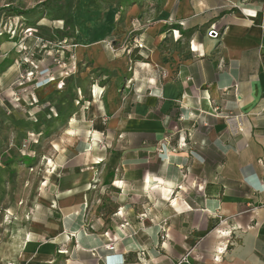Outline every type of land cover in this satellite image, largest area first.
I'll list each match as a JSON object with an SVG mask.
<instances>
[{"label": "crops", "instance_id": "obj_1", "mask_svg": "<svg viewBox=\"0 0 264 264\" xmlns=\"http://www.w3.org/2000/svg\"><path fill=\"white\" fill-rule=\"evenodd\" d=\"M80 7L58 71L68 86L36 109L37 138H61L43 141L53 177L25 264H264V0ZM14 65L0 55V90ZM31 78L17 87L46 76Z\"/></svg>", "mask_w": 264, "mask_h": 264}, {"label": "rangeland", "instance_id": "obj_2", "mask_svg": "<svg viewBox=\"0 0 264 264\" xmlns=\"http://www.w3.org/2000/svg\"><path fill=\"white\" fill-rule=\"evenodd\" d=\"M44 1L0 0V55L15 64L18 74L13 86L6 89L2 86L0 90V124L2 121L11 124L10 134L3 135L6 140L0 139V264H25L27 260L23 251L31 211L53 177L51 157L46 156L49 146L43 143L60 139L59 134L64 133L61 130L59 136L50 139L47 129L37 138L36 132L45 123L43 113L36 109L41 101L44 108L49 107L51 92L68 86L60 72L72 45L69 40L74 29L72 14L82 6V0H50L47 6L28 16L4 10L7 7L27 10ZM108 43L111 40L105 41ZM34 60L40 63L37 69L30 63ZM34 73L46 79L38 90L29 85L23 89L22 86L26 87L23 83L30 81ZM17 83L22 84L21 88ZM25 110L30 114L28 118L35 119L33 128L28 127L32 130L29 139L17 136L18 113Z\"/></svg>", "mask_w": 264, "mask_h": 264}, {"label": "trees", "instance_id": "obj_3", "mask_svg": "<svg viewBox=\"0 0 264 264\" xmlns=\"http://www.w3.org/2000/svg\"><path fill=\"white\" fill-rule=\"evenodd\" d=\"M49 1L50 0H45L44 2H41L37 5H35L33 8L27 9V10H18V9L13 8V7H7L4 10H6L8 12H14L16 15H19V16H28L32 13L38 12L40 7L42 8V7L47 6ZM70 26H72V25H70Z\"/></svg>", "mask_w": 264, "mask_h": 264}, {"label": "built area", "instance_id": "obj_4", "mask_svg": "<svg viewBox=\"0 0 264 264\" xmlns=\"http://www.w3.org/2000/svg\"><path fill=\"white\" fill-rule=\"evenodd\" d=\"M211 33H212V31L209 32L208 34L211 35ZM132 42H133L134 44H136L138 48H143V44L140 43L138 40L133 39ZM107 45L109 46L110 49H112L113 46L111 45V43H108ZM108 247H109V249L112 250V247H111V246H108Z\"/></svg>", "mask_w": 264, "mask_h": 264}]
</instances>
